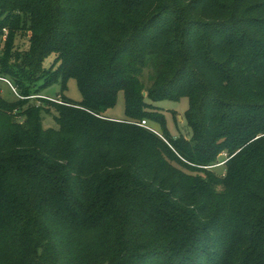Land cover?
<instances>
[{"label": "trees", "instance_id": "obj_1", "mask_svg": "<svg viewBox=\"0 0 264 264\" xmlns=\"http://www.w3.org/2000/svg\"><path fill=\"white\" fill-rule=\"evenodd\" d=\"M0 42V264H264V0H0Z\"/></svg>", "mask_w": 264, "mask_h": 264}, {"label": "rangeland", "instance_id": "obj_2", "mask_svg": "<svg viewBox=\"0 0 264 264\" xmlns=\"http://www.w3.org/2000/svg\"><path fill=\"white\" fill-rule=\"evenodd\" d=\"M1 45V42H0ZM55 61L54 56H50L45 59L43 62V68L45 70H50ZM0 80V95L8 102H15L22 98V96L15 92L17 90L15 84L7 78L1 77ZM37 78V77H35ZM38 82V81H37ZM38 86L43 85V80L39 81ZM149 84L148 81H146ZM63 79L59 78L56 82L40 88V92H34V95L31 97V103L48 109L42 113V123L44 129H53L57 130L59 128L58 123V114L52 104L61 105L62 98L66 97L73 103H79L82 101V95L79 91L76 80L71 79L66 83V89L63 90ZM36 86V85H35ZM18 91V90H17ZM146 94V92H144ZM143 93V95H144ZM147 95V94H146ZM144 95V96H146ZM44 99L47 102H44ZM155 108L152 110L154 112H161L164 116V127L167 133L172 138H179L181 136L190 139L192 137V130L189 127L186 119L185 112L188 109L189 103L187 99L181 101H171L165 100L160 102H151ZM57 106V105H56ZM104 115L107 118L114 120H124L126 119L125 111V97L123 91L118 94L117 104L114 108L108 109L104 112ZM22 119V118H20ZM23 120V119H22ZM148 120L147 128L151 129L154 133L161 135L163 133V126L155 121ZM141 121L138 123L140 124ZM222 161L218 166L211 167V171L221 176L225 173V156L223 155ZM221 189V188H219Z\"/></svg>", "mask_w": 264, "mask_h": 264}, {"label": "built area", "instance_id": "obj_3", "mask_svg": "<svg viewBox=\"0 0 264 264\" xmlns=\"http://www.w3.org/2000/svg\"><path fill=\"white\" fill-rule=\"evenodd\" d=\"M0 80H1V78H0ZM15 90V92L17 93V90L16 89H14ZM141 125L143 126V127H147L148 126V121L147 120H143L142 122H141ZM224 156L226 157V154H224Z\"/></svg>", "mask_w": 264, "mask_h": 264}, {"label": "water", "instance_id": "obj_4", "mask_svg": "<svg viewBox=\"0 0 264 264\" xmlns=\"http://www.w3.org/2000/svg\"><path fill=\"white\" fill-rule=\"evenodd\" d=\"M144 95H146V94L144 93Z\"/></svg>", "mask_w": 264, "mask_h": 264}]
</instances>
